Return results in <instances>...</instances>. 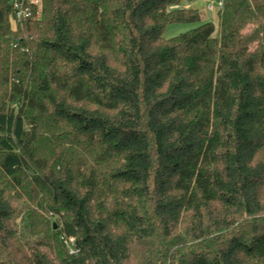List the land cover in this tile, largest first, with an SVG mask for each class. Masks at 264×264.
I'll return each instance as SVG.
<instances>
[{"label":"trees","instance_id":"1","mask_svg":"<svg viewBox=\"0 0 264 264\" xmlns=\"http://www.w3.org/2000/svg\"><path fill=\"white\" fill-rule=\"evenodd\" d=\"M196 1L0 0V264H264V0Z\"/></svg>","mask_w":264,"mask_h":264},{"label":"rangeland","instance_id":"2","mask_svg":"<svg viewBox=\"0 0 264 264\" xmlns=\"http://www.w3.org/2000/svg\"><path fill=\"white\" fill-rule=\"evenodd\" d=\"M210 1H212V0H197L194 4H192V6L198 7L202 11V22L211 21L218 27L219 10L218 9L211 10L210 8H208L207 4ZM213 1H217V0H213ZM199 24L200 23L171 24L165 29L164 36L166 38H171V37L177 36L181 33H184L186 31L190 30L191 28L198 26Z\"/></svg>","mask_w":264,"mask_h":264},{"label":"built area","instance_id":"3","mask_svg":"<svg viewBox=\"0 0 264 264\" xmlns=\"http://www.w3.org/2000/svg\"><path fill=\"white\" fill-rule=\"evenodd\" d=\"M14 12H15V19L18 22H23L25 19L29 18L32 15L30 8L27 6L25 0H14ZM208 8L211 10L218 9L221 10L224 7V0H217V1H210L207 4ZM68 243L72 246L71 252H74L73 244L74 240L70 238Z\"/></svg>","mask_w":264,"mask_h":264}]
</instances>
